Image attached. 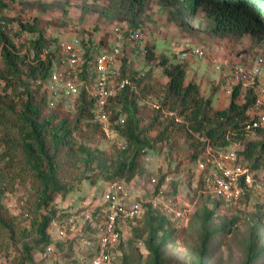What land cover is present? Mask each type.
I'll return each mask as SVG.
<instances>
[{"label":"rangeland","instance_id":"rangeland-1","mask_svg":"<svg viewBox=\"0 0 264 264\" xmlns=\"http://www.w3.org/2000/svg\"><path fill=\"white\" fill-rule=\"evenodd\" d=\"M4 1L7 4L0 9V28L11 37L26 63L37 57V50H40L43 41L56 44L59 39L79 36L87 45L100 50L114 40L117 29L127 25L129 28H140L142 37L140 42L126 44L124 73L144 72L145 83L158 85L165 83L167 77L158 61L146 60V47L153 49L159 57H167L170 62H178L179 54L186 47L206 49L207 58L185 61L187 80L199 79L201 93L206 97L212 96L214 107L226 105L231 96L216 70V64L264 56V42L256 43L249 34L239 38L213 35L209 31L210 20L203 11H198L184 24L172 0H149L140 23L131 26L109 14V0ZM26 81L35 88L29 80ZM7 91L10 92V89ZM156 93L162 95L161 90H156ZM59 104L64 115L75 118L80 104L74 108L67 107L63 102ZM56 106L48 104L43 115L47 117L51 108ZM150 108L145 109L147 117L140 119L136 115V131L146 127L153 117L154 111ZM263 108L264 105L258 107L259 110ZM255 110L251 113L254 114ZM179 115L180 122H183V116ZM167 121L165 119L164 123ZM81 125L69 147L55 149L59 146L57 141L52 146L47 138L49 154L57 153L53 165H47L42 157L38 158L50 190L52 187L67 188V193H59L47 204H42L44 185L31 176L16 178L12 187L2 192L1 204L6 209L7 200L25 199L33 222L31 227H27L22 217L7 209L15 222L29 233L18 238L9 234L4 238L0 235V264H20L25 245L33 247L34 258L50 240L44 242L39 231L46 218L50 219L45 228L47 234L49 230L54 231L50 221L57 212L61 211L65 216L69 215L68 211L79 214L87 206L100 203L106 181L113 179L124 180L133 195L143 198L156 195L160 186L165 184L166 195L182 213L181 216L165 213L170 218L146 217L135 226L126 228L124 241L117 250V264H154V256L146 247V241L151 239L155 240V247L160 250L162 264H202V256L204 264H246L250 256H254L252 264H264V187L261 191H250L241 204V214L234 206L219 203L217 198L205 192L201 186L203 171L199 163V159L205 161L204 136L194 134L191 137L185 129H177L171 124L166 132L168 137L158 140L157 133L163 125L156 126L145 136L150 138V142L157 138L153 148H145L139 165L129 178H120L113 175L118 165L129 164L133 157L125 127L118 125L116 120L105 127L93 116L85 118ZM236 148L241 149L242 145L238 144ZM19 155L28 157L22 149ZM256 171V176L264 181V167ZM33 174L36 177L35 171ZM235 215L240 220L228 232ZM213 232L219 235L214 242L206 244L207 236ZM130 240L136 249L134 255Z\"/></svg>","mask_w":264,"mask_h":264},{"label":"trees","instance_id":"trees-1","mask_svg":"<svg viewBox=\"0 0 264 264\" xmlns=\"http://www.w3.org/2000/svg\"><path fill=\"white\" fill-rule=\"evenodd\" d=\"M148 1L109 0L108 11L111 16L124 20L130 26L138 25ZM172 2L184 24L192 19L198 11H203L210 20L209 31L213 35L239 38L249 34L256 43L264 42V0H172ZM6 4V1L0 0V9ZM103 41L101 40V42ZM36 44L38 45L39 41ZM146 48V60L158 61V64L163 67L167 81L163 84L150 85L145 83L144 74L138 80L141 95L126 89L113 98L114 102L123 105L125 118L121 121L119 114L115 113L112 120H116L118 125L125 127L126 139L133 149V157L129 164L120 163L113 175L129 178V175L133 174L139 165L145 148H153L157 142V138L151 142L150 138H145L147 131L163 125V128L157 133V137L158 140H164L168 137L166 132L171 124L175 125L177 129H185L191 137L194 134L204 136L213 147H223L233 142L241 143L242 148L238 150L240 158L246 160L252 169L257 170L264 167V131H259L256 137H250L245 129L248 120L255 116V113H251L256 103L255 93L250 90L242 96L240 87L235 86L227 104L222 107H214L212 96H204L200 91V84L194 79L187 80L188 68L185 62H170L167 57H159L153 49ZM37 53L38 56L39 50ZM22 65H25L26 68L23 69ZM48 67V61L26 63V59H22L19 55L11 37L0 28V86L2 85V92L0 91V235L3 238L8 234L12 238H18L29 232L21 228L15 222V218L1 204L2 192L12 187L16 178L31 176L40 180L44 185L45 189L41 196L42 204H47L59 193H67V188L52 187L50 190L43 176L42 163H39L38 158L42 157L47 165H53L57 153L55 151L53 154H49L47 138L49 137L52 146L54 141H57L59 146L55 149L69 147L72 144L74 133L82 128L81 122L85 118L93 116L92 101L86 96L82 97L75 118L64 115L60 104L51 108V113L47 117L43 115L48 106L46 95L41 91V85L32 88L26 80L32 77H45ZM20 86L23 87L22 91H19ZM8 88L10 92L7 91ZM156 90H161L162 95L156 93ZM148 93L158 96L164 107L181 114L183 122L176 123L177 121L175 122L173 117L167 118L168 115L165 113L163 115L161 109H152L151 107V111H154L153 117H149L150 121L146 127L136 131L134 129L137 127L136 115H139L140 119L147 117L145 109L149 105L142 101V96ZM140 103L141 105H139ZM165 119H168L167 123H164ZM202 143L204 150L206 141ZM20 149L24 150L27 158L20 157ZM196 156L197 154L194 155V157ZM33 171L36 172V177H34ZM201 186L203 188L202 180ZM250 191L252 189L247 190L238 203L231 204L237 208L240 214L241 204L245 202ZM214 197L218 199L219 203L225 204L221 198ZM159 216L170 218L169 215L148 207L141 218L129 221L127 227L135 226L146 217L155 219ZM49 220L46 218L39 229L44 242L49 240L48 233H45ZM239 220L237 215L232 217L228 232L233 230ZM137 229L139 231V228ZM218 235V232L210 233L207 236L206 244L214 242L213 240ZM123 241L118 245V249ZM146 247L154 256L153 263L162 264L160 250L155 247V240L146 241ZM130 248L134 255L136 249L131 244V240ZM32 249L33 247L28 245L24 246L20 264L34 263ZM253 259L254 256H250L246 264H252ZM201 263L204 264L203 256Z\"/></svg>","mask_w":264,"mask_h":264},{"label":"built area","instance_id":"built-area-1","mask_svg":"<svg viewBox=\"0 0 264 264\" xmlns=\"http://www.w3.org/2000/svg\"><path fill=\"white\" fill-rule=\"evenodd\" d=\"M141 37L140 28L125 25L117 29L114 40L100 50L87 45L79 36L59 39L56 44L43 41L39 55L32 63L48 61L47 75L32 77L29 81L34 86L41 85L40 89L50 106L63 102L67 107L74 108L86 96L92 101L91 112L97 122L107 127L115 113L123 121V105L114 102L113 98L126 89L141 95L138 80L144 72L129 75L123 69L126 44L140 42ZM178 58L179 62L205 59L207 50L189 46L181 51ZM216 70L224 79L228 93L231 94L235 86L240 87L242 96L250 90L255 93L256 103L252 108L256 109L255 116L248 120L245 129L248 136H258L259 131H264V108L258 109L264 105V56L230 60L223 65L217 63ZM22 90L20 86L19 91ZM142 101L153 109H161L175 121H181V116L164 107L158 96L148 93L142 96ZM204 141L205 161L199 159V163L205 192L231 205L238 203L249 189L262 190L263 179L257 177V171L238 154L236 146L241 143L213 147L209 140L204 138ZM165 190L166 186L162 184L156 195L143 198L133 195L122 179L106 181L100 203L87 206L79 214L73 211H68L67 216L61 211L56 213L50 221L54 231H48L50 240L35 254L34 264H117L118 245L124 240L129 221L141 218L148 207L167 214L182 215ZM6 207L15 216L22 217L27 227H31L33 216L25 199L7 200Z\"/></svg>","mask_w":264,"mask_h":264},{"label":"crops","instance_id":"crops-1","mask_svg":"<svg viewBox=\"0 0 264 264\" xmlns=\"http://www.w3.org/2000/svg\"><path fill=\"white\" fill-rule=\"evenodd\" d=\"M192 72H193V71H192ZM194 80H195L196 82H198V83L200 82L199 79H198V80H197V79H194ZM213 103H214V101H213Z\"/></svg>","mask_w":264,"mask_h":264}]
</instances>
